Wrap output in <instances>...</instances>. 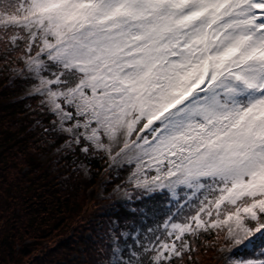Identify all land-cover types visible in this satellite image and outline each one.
Here are the masks:
<instances>
[{
	"label": "rangeland",
	"instance_id": "obj_1",
	"mask_svg": "<svg viewBox=\"0 0 264 264\" xmlns=\"http://www.w3.org/2000/svg\"><path fill=\"white\" fill-rule=\"evenodd\" d=\"M74 1L40 0L33 17L53 23L56 41L42 42L26 61V69L36 73L44 65L41 52L48 47L52 59L83 72L74 88L55 81V88L42 83L37 90L45 92L58 120L78 118L68 126L74 139L107 147L116 158L129 146L112 149L130 132L135 109L151 118L144 130L154 129L150 139L142 136L126 155L136 186L174 193L182 184L218 173L232 183L230 199L264 189V93L256 90L264 85V61L247 57L228 62L238 58L231 56L233 51L244 53L246 40L264 53V31L252 27L262 18L249 11V0H181L177 9L167 0ZM156 6L161 19L153 12ZM67 24L74 33L64 37ZM206 56L211 57L212 73L204 83ZM235 75L257 86L250 92L234 81ZM253 140L248 153L239 148ZM150 169L153 176L146 177ZM173 173L177 176L170 179ZM122 193L115 191L113 202L124 203ZM92 194L104 197L100 191ZM224 225L232 246L219 247L223 264H258L235 257L248 244L241 241L243 235L252 239L257 231L247 230L236 216H228ZM183 229L177 227L178 232ZM56 239L42 246L50 247Z\"/></svg>",
	"mask_w": 264,
	"mask_h": 264
},
{
	"label": "trees",
	"instance_id": "obj_2",
	"mask_svg": "<svg viewBox=\"0 0 264 264\" xmlns=\"http://www.w3.org/2000/svg\"><path fill=\"white\" fill-rule=\"evenodd\" d=\"M29 4L0 0V11L18 15ZM42 37L35 22L0 28V264H222L214 256L227 241L210 223L225 208L216 211L209 203L201 208L199 223L195 217L200 200L212 197L213 185L199 199H183L181 193L174 200L157 191L147 195L127 179L131 166L119 162L107 168L105 151L83 138L75 142L45 96L26 93L34 83L29 77L9 78L11 69L34 53L29 42ZM62 76L65 86L74 87L81 74ZM115 186L126 190L132 210L116 205L106 213L113 196L103 201L92 194H108ZM255 222H264V212L258 211ZM173 223L187 224L188 232L176 235ZM54 237L52 246H42ZM173 238L172 253H161ZM263 243L264 235L247 254L254 256Z\"/></svg>",
	"mask_w": 264,
	"mask_h": 264
},
{
	"label": "bare ground",
	"instance_id": "obj_3",
	"mask_svg": "<svg viewBox=\"0 0 264 264\" xmlns=\"http://www.w3.org/2000/svg\"><path fill=\"white\" fill-rule=\"evenodd\" d=\"M169 3H171V6L173 7V8H175V9H177V8H179L180 7V4H181V0H167ZM247 44V45H246ZM253 46V45H252ZM252 46L250 45V43H248V40H246V41H244V42H242V45H241V49H245L244 50V53L243 54H241L240 52L238 53V55H237V59L236 58H234V59H228V62H235V61H238V59L240 58V59H242V60H245L246 59V57H250V56H253V57H258V53H254V51L256 50V49H254V48H252ZM250 49V51H247V50H249ZM251 59V58H250ZM264 58H261V55L259 54V57H258V59H254V60H263ZM244 237V236H243ZM242 240H243V238H242ZM241 240V241H242Z\"/></svg>",
	"mask_w": 264,
	"mask_h": 264
}]
</instances>
